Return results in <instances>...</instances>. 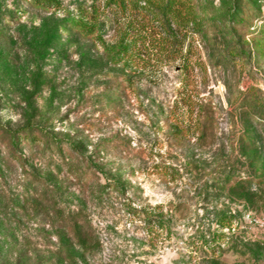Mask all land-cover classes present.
Listing matches in <instances>:
<instances>
[{"label":"rangeland","instance_id":"rangeland-1","mask_svg":"<svg viewBox=\"0 0 264 264\" xmlns=\"http://www.w3.org/2000/svg\"><path fill=\"white\" fill-rule=\"evenodd\" d=\"M50 1L0 0V134L51 141L0 138V264H264V45L233 2L183 0L197 26L168 33Z\"/></svg>","mask_w":264,"mask_h":264},{"label":"trees","instance_id":"trees-1","mask_svg":"<svg viewBox=\"0 0 264 264\" xmlns=\"http://www.w3.org/2000/svg\"><path fill=\"white\" fill-rule=\"evenodd\" d=\"M46 3L51 5L50 0H45ZM183 0H111V3L118 7H125L128 3L133 6L134 9H144L147 11H151L156 18L161 20L165 25L168 33H171L172 25H175L177 28H187L190 24L193 26H197V17L196 14H193V17L182 13L181 3ZM233 2V6L226 14V21H228L231 25L246 28L248 25V29L251 31L250 34L255 41H260L264 45V19H259L261 24L259 26H251L253 18H262L263 14L260 10L256 11L254 3L252 0H231ZM143 4V7H142ZM252 11V13H251ZM264 18V17H263ZM71 26L82 32L85 36H91L94 28L89 26L84 20H74L71 23ZM128 48H119L114 51V55L125 56L127 55ZM129 76H125L123 79V85L126 89H128L132 84ZM1 141L4 145H10L13 147H17L18 143L24 141L36 142L40 140L44 142L46 145H51V141L49 140V136L44 135L42 133L35 134L31 132V130L27 129L23 132H7L4 131L0 134ZM114 191H117L116 186H112Z\"/></svg>","mask_w":264,"mask_h":264}]
</instances>
